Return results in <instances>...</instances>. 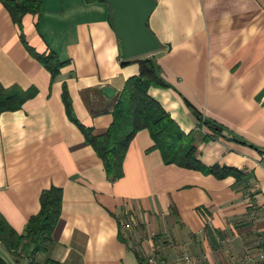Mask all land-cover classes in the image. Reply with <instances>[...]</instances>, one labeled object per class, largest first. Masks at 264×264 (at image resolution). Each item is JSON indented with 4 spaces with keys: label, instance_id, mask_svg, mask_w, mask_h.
<instances>
[{
    "label": "crops",
    "instance_id": "crops-1",
    "mask_svg": "<svg viewBox=\"0 0 264 264\" xmlns=\"http://www.w3.org/2000/svg\"><path fill=\"white\" fill-rule=\"evenodd\" d=\"M111 13L98 0H43L40 14L24 16L19 28L0 0V86L35 91L19 110L0 114V215L23 233L40 194L62 190L37 264H144L151 238L168 259L189 253L197 264H264V0H155L147 25L160 49L131 60L121 58ZM22 35L35 53L53 51L66 62L53 81ZM146 57L170 86L150 87L148 96L191 134L204 168L230 167L238 178L165 165L142 130L123 177L108 179L62 95L80 124L103 134ZM196 113L220 125V135L204 141L213 134ZM19 253L0 241L4 264H27L29 249Z\"/></svg>",
    "mask_w": 264,
    "mask_h": 264
},
{
    "label": "trees",
    "instance_id": "trees-1",
    "mask_svg": "<svg viewBox=\"0 0 264 264\" xmlns=\"http://www.w3.org/2000/svg\"><path fill=\"white\" fill-rule=\"evenodd\" d=\"M42 2L43 0H2L12 22L19 28H21L24 16L40 14ZM21 40L30 55L50 73L51 81H53L66 62H60L53 51L39 55L28 47L23 35ZM126 63L123 62L122 65ZM138 65V76L129 78L125 82L112 111V123L103 134L94 135L90 128L80 124L73 116L66 92L64 91L62 95L68 118L80 129L86 143L102 161L108 179L115 181L123 177V162L128 147L135 135L142 130L149 132L154 143L153 148L160 152L165 165L199 170L219 179L226 176L238 178L240 173L233 168L219 165L209 168L202 166L196 158V149L191 134H184L164 109L148 96L150 87H170L163 78L162 68L156 60L150 57L139 59ZM34 95L33 89L24 92L18 88L4 89L0 86V114L19 110L22 104ZM196 115L199 127L206 126L213 134L212 136L204 135V141L220 135L222 131L220 125L202 119L199 113ZM61 202L62 190L60 188L52 186L44 190L39 198L40 210L29 218L23 233L16 232L0 215V241L4 247L15 256H19L20 251L27 252L29 249L30 260L27 264H37L34 260L35 256L45 251L52 240V231L61 213ZM45 263L56 264L50 259H47ZM0 264H4L1 257Z\"/></svg>",
    "mask_w": 264,
    "mask_h": 264
},
{
    "label": "water",
    "instance_id": "water-1",
    "mask_svg": "<svg viewBox=\"0 0 264 264\" xmlns=\"http://www.w3.org/2000/svg\"><path fill=\"white\" fill-rule=\"evenodd\" d=\"M112 8L111 25L120 43L121 58L131 60L152 54L160 46L147 27L155 7V0H98ZM112 98L114 90L102 88Z\"/></svg>",
    "mask_w": 264,
    "mask_h": 264
},
{
    "label": "built area",
    "instance_id": "built-area-1",
    "mask_svg": "<svg viewBox=\"0 0 264 264\" xmlns=\"http://www.w3.org/2000/svg\"><path fill=\"white\" fill-rule=\"evenodd\" d=\"M264 160V159H263ZM148 248L145 250L144 254V264H197L198 258L189 253H180L179 256L175 258H165L161 253V245L154 241L152 238L148 240ZM170 245L174 246L179 250L180 245L168 241ZM260 258H264V252H261ZM242 264V263H238Z\"/></svg>",
    "mask_w": 264,
    "mask_h": 264
}]
</instances>
